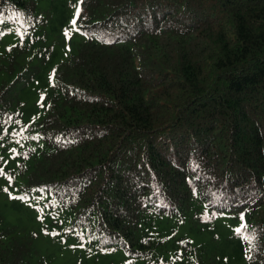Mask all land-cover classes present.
I'll return each mask as SVG.
<instances>
[{"label":"trees","instance_id":"16d2710c","mask_svg":"<svg viewBox=\"0 0 264 264\" xmlns=\"http://www.w3.org/2000/svg\"><path fill=\"white\" fill-rule=\"evenodd\" d=\"M40 1L0 0L21 33L0 55V139L46 89L44 146L0 166L9 187L70 210L92 264H168L174 218L208 237H174L184 263L264 264V0ZM36 237L0 214V264L42 263Z\"/></svg>","mask_w":264,"mask_h":264},{"label":"rangeland","instance_id":"374dc122","mask_svg":"<svg viewBox=\"0 0 264 264\" xmlns=\"http://www.w3.org/2000/svg\"><path fill=\"white\" fill-rule=\"evenodd\" d=\"M48 2L40 1V10L47 9ZM21 33L16 29V25L9 23L0 26V55L4 49L20 39ZM66 46L70 44L71 37L65 39ZM6 78L1 75L0 79ZM41 90L38 95H33L28 99L26 106L27 118L22 129L7 138L0 139V166L2 168H11L18 164L17 154L20 151L30 148L41 149L44 144L38 133L36 120L42 115L44 104L41 101ZM48 194L43 189L35 190L28 194H21L16 188L9 187L8 178L5 175L0 176V214L4 215L7 223L17 226L22 233H36L35 246L38 255L35 260H40V264H92L98 254L92 247V241L86 228L81 232L67 234L66 229L72 223L73 213L58 205L49 207L47 201ZM171 225L176 233L163 235L169 238V247L167 253L163 252L162 258L168 261V264H187L186 258L181 256L186 247L175 251L173 248L174 237L183 235L189 237L193 245L201 244L208 239L207 236L195 235L189 227L182 226L174 220ZM171 225H167L170 229ZM157 252V251H156ZM181 256L178 260L175 257ZM99 259V258H98ZM116 259L119 264H138L128 256L118 255L117 258L109 257L108 260ZM136 261V262H135Z\"/></svg>","mask_w":264,"mask_h":264},{"label":"snow or ice","instance_id":"6c2138e0","mask_svg":"<svg viewBox=\"0 0 264 264\" xmlns=\"http://www.w3.org/2000/svg\"><path fill=\"white\" fill-rule=\"evenodd\" d=\"M76 15L79 16V9H77ZM75 23H76V20L74 19V20L72 21V24L75 25Z\"/></svg>","mask_w":264,"mask_h":264}]
</instances>
